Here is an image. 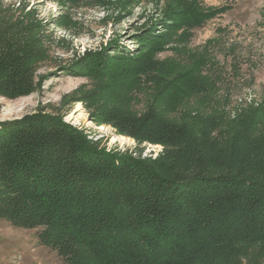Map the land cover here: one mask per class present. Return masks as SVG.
<instances>
[{
  "label": "trees",
  "instance_id": "obj_1",
  "mask_svg": "<svg viewBox=\"0 0 264 264\" xmlns=\"http://www.w3.org/2000/svg\"><path fill=\"white\" fill-rule=\"evenodd\" d=\"M167 8L165 30L140 37L139 54L104 48L76 66L97 81L84 94L95 121L161 145L157 156L107 151L42 110L0 123V218L42 227L63 264H264V99L231 112L210 49L183 45L226 8ZM38 25L29 43L0 29V95L41 87ZM167 47L176 56L157 58ZM139 90L143 113L129 105Z\"/></svg>",
  "mask_w": 264,
  "mask_h": 264
},
{
  "label": "rangeland",
  "instance_id": "obj_2",
  "mask_svg": "<svg viewBox=\"0 0 264 264\" xmlns=\"http://www.w3.org/2000/svg\"><path fill=\"white\" fill-rule=\"evenodd\" d=\"M173 1L0 0L1 31L13 37L26 34L27 38L28 26L38 22L35 33L43 52L36 68L41 87L14 99L0 95V123L42 110L61 115L107 151L157 156L161 145L139 144L112 124L95 121L98 107L84 94L97 81L76 66L87 52L104 48L117 57L139 54L144 49L140 37L165 30L169 21L164 14ZM197 1L205 9H226L193 28L183 45L194 51L210 49L221 71L219 94L228 98L231 112L260 102L264 99V0ZM27 40L29 43V37ZM173 56L174 50L168 47L157 54L162 59ZM142 90L134 92L129 102L137 113L145 112L148 105L147 92ZM41 230L18 227L0 218V264H63L56 250L39 241Z\"/></svg>",
  "mask_w": 264,
  "mask_h": 264
}]
</instances>
